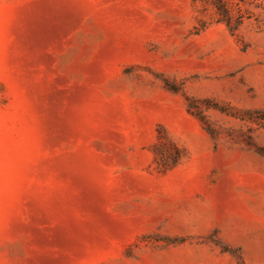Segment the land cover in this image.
<instances>
[{"label":"rangeland","instance_id":"374dc122","mask_svg":"<svg viewBox=\"0 0 264 264\" xmlns=\"http://www.w3.org/2000/svg\"><path fill=\"white\" fill-rule=\"evenodd\" d=\"M0 264H264V0H0Z\"/></svg>","mask_w":264,"mask_h":264}]
</instances>
